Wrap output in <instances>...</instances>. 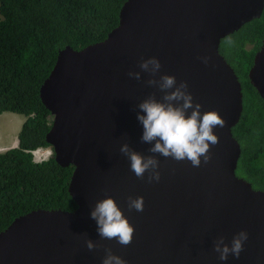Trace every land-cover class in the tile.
<instances>
[{"label": "water", "instance_id": "water-1", "mask_svg": "<svg viewBox=\"0 0 264 264\" xmlns=\"http://www.w3.org/2000/svg\"><path fill=\"white\" fill-rule=\"evenodd\" d=\"M264 0H125L118 24L101 41L81 49H60L39 88L49 110L45 135L55 161L74 166L68 191L71 211L35 209L15 217L0 231V264H102L106 249L126 264H264V191L235 173L241 148L231 128L242 111V88L219 51L220 40L261 15ZM151 56L160 74L187 81L204 110H218L223 128L211 159L193 167L150 153L141 140L138 104L161 93L139 67ZM209 56L206 65L201 57ZM140 71L141 80L129 77ZM250 83L264 99V39L248 70ZM159 160L160 180L137 178L123 143ZM112 196L133 225L127 246L103 239L91 210ZM143 196L142 212L129 211L128 197ZM248 233L239 257L222 261L214 251L220 237L231 244ZM86 239L97 247L89 250Z\"/></svg>", "mask_w": 264, "mask_h": 264}, {"label": "trees", "instance_id": "trees-1", "mask_svg": "<svg viewBox=\"0 0 264 264\" xmlns=\"http://www.w3.org/2000/svg\"><path fill=\"white\" fill-rule=\"evenodd\" d=\"M125 0H0V113L25 116L18 145L0 152V231L35 209L71 211L68 191L74 166L53 155L35 161L32 151L50 147L45 135L49 110L39 88L60 49H81L101 41L119 20ZM264 39V7L259 17L220 40L219 51L242 88V111L231 128L241 152L235 173L264 191V99L250 83L248 70Z\"/></svg>", "mask_w": 264, "mask_h": 264}, {"label": "clouds", "instance_id": "clouds-1", "mask_svg": "<svg viewBox=\"0 0 264 264\" xmlns=\"http://www.w3.org/2000/svg\"><path fill=\"white\" fill-rule=\"evenodd\" d=\"M201 59L206 65L210 61L209 56H203ZM139 67L150 75L146 84L156 87L161 93L159 98L155 92L149 94L137 106L139 109L137 120L143 128L141 140L151 145L148 151L166 158L171 157L176 161H190L193 167L201 166V157L203 162L207 163L211 159L210 145L215 146L219 143V137L213 129L223 128L226 124L225 119L218 110L202 111V105L194 101L192 93L188 91L187 81L178 83L174 75L167 73L160 74L157 79L162 67L157 57L142 58ZM128 75L138 81L141 80L140 71H129ZM39 148L42 147L32 151L35 161L51 156L35 158V151ZM50 148L52 151L51 146ZM120 152L129 159L130 169L137 178L144 179L147 172L149 183L160 180L159 160L155 155H142L127 142L120 146ZM127 207L129 211L134 209L142 212L143 196H129ZM90 215L96 221L101 238L116 240L123 246L131 243L134 227L112 196L98 200ZM247 239L248 233L245 230L236 233L230 245L225 243L223 236H220L214 243V251L219 254L222 261L227 260L230 254L239 257ZM85 243L89 250L97 247L91 239H86ZM102 264H126V261L108 248Z\"/></svg>", "mask_w": 264, "mask_h": 264}, {"label": "rangeland", "instance_id": "rangeland-1", "mask_svg": "<svg viewBox=\"0 0 264 264\" xmlns=\"http://www.w3.org/2000/svg\"><path fill=\"white\" fill-rule=\"evenodd\" d=\"M1 114V113H0ZM16 118H12L9 120L8 115L5 117L8 119H5L4 116L0 118V143L1 141H4L6 143H9L13 138H17V133L19 132L22 123L24 122V115L20 113H16ZM4 151L3 148L0 145V152ZM52 154L50 147H42L35 151V158H43L46 156H50Z\"/></svg>", "mask_w": 264, "mask_h": 264}, {"label": "crops", "instance_id": "crops-1", "mask_svg": "<svg viewBox=\"0 0 264 264\" xmlns=\"http://www.w3.org/2000/svg\"><path fill=\"white\" fill-rule=\"evenodd\" d=\"M6 115H8L9 120L12 119V118H16V116H15L16 113L15 112H10V111L1 112L0 118H2V116H4V118L7 119L5 117ZM24 119H25V117H24ZM17 135H18V133H17ZM1 142H2V143H0L1 147L3 148V150H6L8 148L17 146L18 145V138H13L9 143H6L4 141H1Z\"/></svg>", "mask_w": 264, "mask_h": 264}]
</instances>
